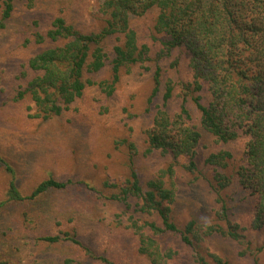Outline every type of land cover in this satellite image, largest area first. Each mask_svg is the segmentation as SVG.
I'll list each match as a JSON object with an SVG mask.
<instances>
[{
    "label": "trees",
    "instance_id": "1",
    "mask_svg": "<svg viewBox=\"0 0 264 264\" xmlns=\"http://www.w3.org/2000/svg\"><path fill=\"white\" fill-rule=\"evenodd\" d=\"M18 1L22 0H0V30L6 29ZM96 7L102 21L97 28L79 29L69 16L57 13L44 30L36 28L32 32V40L24 39V44H34L35 51L16 76L19 83L14 99L28 96L35 107L30 116L49 118L69 109L88 86L97 85L110 96L123 70L136 66L149 71L152 89L146 110L152 117L145 129V154L158 151L169 162L154 177L142 181L132 159L138 148L134 142L125 141L129 174L122 184L104 181L106 188L117 190L105 196L126 209L131 207L130 199L138 201L135 212L147 218L130 216L129 226L138 235L137 250L147 264H209L199 251L205 237L218 234L247 243L246 229L260 231L264 227V0H97ZM150 12L154 13L153 38L159 42L156 47L141 42L131 23L134 17ZM182 58L191 73L188 81L167 74ZM105 67L110 71L108 79H92L90 75ZM174 100L178 103L173 109ZM190 103L198 112L196 123L192 122ZM202 130L219 144L241 135L248 138L244 163L230 174L226 172L233 159L230 150L220 148L205 157L204 163L214 168L211 186L219 202L217 220L223 224H207L203 228L194 219L180 225L172 215L177 168L200 172L197 148ZM0 168L10 176L0 208L81 182L49 176L30 194L23 195L14 169L1 155ZM235 181L255 201L248 227L232 222L222 196V191ZM168 235H174L193 250L191 260L180 256L173 246L162 244L161 239ZM38 239L48 243L69 241L92 260L114 264L68 232L40 235ZM248 250L249 246L239 254L251 252ZM262 250L264 243L254 253ZM210 256L214 264H231L215 253Z\"/></svg>",
    "mask_w": 264,
    "mask_h": 264
},
{
    "label": "rangeland",
    "instance_id": "2",
    "mask_svg": "<svg viewBox=\"0 0 264 264\" xmlns=\"http://www.w3.org/2000/svg\"><path fill=\"white\" fill-rule=\"evenodd\" d=\"M96 5L97 0L18 1L6 29L0 30V155L14 169L20 193L30 194L49 176L81 181L0 208V264H106L92 260L72 242L48 243L38 239L40 235L61 232L76 235L92 251L105 255L114 264H147V259L137 250L138 235L129 226L130 216L141 220L147 217L135 212L138 201L134 198L129 200L131 207L126 209L106 197L117 190L106 188L103 183L122 184L128 176L130 159L125 141L134 142L138 148L132 159L142 181L154 177L169 162L158 151L145 154V129L152 117L146 110L152 89L149 71L136 66L130 71L123 70L110 96L97 85L88 86L69 109L49 118L30 116L35 107L28 96L14 99L19 83L16 76L35 51L34 44H24V39L32 40V32L36 28L44 30L57 13L69 16L79 29L97 28L102 21ZM153 19L154 13L150 12L134 17L131 23L141 42L156 47L159 42L153 38ZM168 73L174 74L177 80L191 79L184 58ZM109 75L105 67L90 76L99 81L108 79ZM177 103L178 100L172 101L171 107L174 109ZM189 107L194 117L192 122L196 123L197 109L192 103ZM247 140L241 135L234 141L219 144L202 130L197 148L200 172L190 173L178 167L175 173L177 188L172 215L178 224L184 225L191 219L201 228L207 224H223L217 220L219 202L211 186L214 168L205 164L204 159L220 148L230 150L233 159L226 169L230 174L244 163ZM9 179V174L0 168V201L6 198ZM222 196L227 201L232 222L248 227L255 202L249 191L238 187L235 181L222 191ZM244 234L247 243L209 235L202 240L199 251L209 264H214L210 253L228 259L231 264H264V250L254 253L264 243V227L260 231L248 228ZM161 240L164 246H173L180 256L191 260L193 250L177 237L168 235ZM247 246L251 252L239 254Z\"/></svg>",
    "mask_w": 264,
    "mask_h": 264
}]
</instances>
